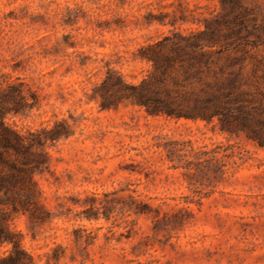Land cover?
Segmentation results:
<instances>
[{
	"label": "rangeland",
	"instance_id": "1",
	"mask_svg": "<svg viewBox=\"0 0 264 264\" xmlns=\"http://www.w3.org/2000/svg\"><path fill=\"white\" fill-rule=\"evenodd\" d=\"M232 74L246 106L264 107V0H0V91L30 104L5 121L60 134L34 174L36 212L0 202L24 264H264V144L134 98L146 83L187 105ZM174 141L234 145L219 150L227 172L173 167Z\"/></svg>",
	"mask_w": 264,
	"mask_h": 264
},
{
	"label": "trees",
	"instance_id": "2",
	"mask_svg": "<svg viewBox=\"0 0 264 264\" xmlns=\"http://www.w3.org/2000/svg\"><path fill=\"white\" fill-rule=\"evenodd\" d=\"M220 1L223 5L230 0ZM158 59L159 56L154 59V68L156 72L161 73L158 80L163 83L162 75L166 74L167 67L160 64ZM170 62L171 60L166 58L168 66ZM241 85L239 74H232L225 81L217 83L214 88L205 90L201 96L184 97L187 105H182L184 102L179 100L180 97H175L167 87L152 88L143 83L133 87V90L136 91V103L145 106L148 113L196 117L208 121L216 117L221 129L230 137L248 129L253 133L254 139L262 145L264 107L255 110L248 108ZM10 90L0 91V202L10 206L12 211L21 210L33 214L39 206L40 197L34 174L48 165V155L45 151L47 141L56 139L60 134L45 130L22 133L9 125L5 121L8 112L19 113L25 107H30L21 87L11 85ZM253 120L258 122L259 129L252 127ZM222 147L223 145H218L209 151H196L190 141H174L164 145L169 160L178 161L173 167L189 169L193 164L197 169L206 168L213 171L215 177L225 174L228 170L227 163L223 161L224 155L218 156ZM233 148L234 145L229 143L222 150H231L228 155L230 157L233 156ZM204 155L208 156L203 158ZM235 163L233 160L232 164ZM4 243L12 246L10 254L3 259L10 264H24V257H30L21 246L20 233L12 231L8 222L0 217V244Z\"/></svg>",
	"mask_w": 264,
	"mask_h": 264
}]
</instances>
